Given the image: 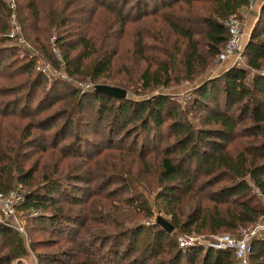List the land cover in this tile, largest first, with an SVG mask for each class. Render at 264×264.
<instances>
[{
    "label": "trees",
    "instance_id": "trees-1",
    "mask_svg": "<svg viewBox=\"0 0 264 264\" xmlns=\"http://www.w3.org/2000/svg\"><path fill=\"white\" fill-rule=\"evenodd\" d=\"M52 1L22 0L17 6L28 23L26 41L47 56L46 61L57 67L58 54L51 59L48 53L57 47L68 75L97 82L112 69L116 49L110 45L114 47L128 25H135L132 36L136 63H142V90L166 88L202 74L227 38L222 21L250 5V0H56L53 5ZM13 12L0 0V38L8 37ZM82 14L103 17L102 28L89 34L87 25L92 23L79 21ZM51 30L56 33L55 46L45 39L44 33ZM78 47L83 49L79 57L89 62L80 66L78 61L76 69L69 70L76 58L71 52ZM15 53L0 45V57L7 54L11 62H22ZM241 56L243 65L232 64L202 80L182 106L164 94L116 98L77 88L62 108L6 133L7 152L0 147V192L19 189L22 200L16 210L29 213L34 230L46 229L55 237L39 244L57 246L60 236L67 241L69 230L80 228L67 241L72 246H58L46 258L61 262L66 256L74 264H235L232 249L180 248L176 233L233 234L264 216V1ZM35 62L28 59L26 64L4 67L7 74H19L31 72ZM37 86L33 79L25 81L26 90L17 103L31 107ZM114 86L126 90L120 82ZM61 118L60 127L49 133ZM91 120L105 122L106 143L94 142L77 130L81 121ZM67 135L73 139L66 141ZM149 154L157 159L149 160ZM127 161L139 168L133 171ZM132 181L133 196L123 200L130 208L114 205L96 217L101 202L87 207L82 200L88 189L80 183L98 182L89 199L102 198L107 207L117 189L111 185L117 183L125 191ZM142 190L153 196L151 204ZM63 204L79 208L71 212ZM153 209L173 227L171 232L151 221ZM134 219L142 222L133 223ZM18 234L0 222V237L10 246L4 264L26 255ZM247 257L249 264H264V232L248 243Z\"/></svg>",
    "mask_w": 264,
    "mask_h": 264
},
{
    "label": "rangeland",
    "instance_id": "rangeland-1",
    "mask_svg": "<svg viewBox=\"0 0 264 264\" xmlns=\"http://www.w3.org/2000/svg\"><path fill=\"white\" fill-rule=\"evenodd\" d=\"M6 4L13 5L12 8H14L13 14L15 15V20H10L12 24L10 25V29L8 31V37H3L0 38V45H3L4 47L13 50L15 53L14 56H18V61L22 62H16L12 61L11 62V56H8L7 54L5 56L0 57V87H5V91H0V147H2V151L5 153L7 152L6 149H4L5 144L3 143L6 141V133L8 131H15L14 128H22L26 123L28 124L29 122L35 121L39 119H43L45 116L54 113L58 109L62 108L64 103L68 102L70 100L72 91L75 89H85V85H89L90 87L88 89H94L96 85H110L114 86L117 83H122V85L125 86L127 95L130 98L133 99H140L144 97H148L150 95L154 94H164V95H169L175 100H177L180 105L182 106V102L184 99H187L191 93V90L195 88L202 80L214 77L218 74H220L228 64L229 62H233L234 57L230 58L229 60H224L222 63H215L214 60L210 62V64L207 66L205 71L202 74L197 75L195 78H193L191 81H180L177 84H170L169 86L165 87H156V88H151V89H145L142 90L141 88V82L139 80V74H140V68L142 67V63L138 62L136 63L135 59V41L136 38L132 36V31L134 32L136 30L135 25H128V27L125 28L124 34H122L121 37H118V41L116 44L110 45V48H115V56L113 57V65L112 69L109 72V74L105 77H102L101 79L97 80V82H92L89 79H82L81 75L79 74H73V75H68L64 69L63 66V60L60 55V51L57 49L51 51V48L49 50V54H51V59L52 57L55 58L57 56V67L52 65L50 62L46 61L48 60L47 56H45L42 52H40L38 49L35 50L32 45L29 43V41L25 39L23 34H26L28 37V34L30 33L29 30H27L26 25L28 26V23L23 20L25 18L24 15L18 14L17 11V6L21 4L22 0H4ZM56 3V0L52 1V5ZM249 7V6H248ZM247 8V7H246ZM17 12V13H16ZM252 11H246L245 13H238L237 17L242 21V32H241V37H240V55L238 59L236 60L238 64L235 65H243V59H242V50L249 38L250 30L252 28V25L254 24L255 18L253 17L249 18L250 15H247L251 13ZM12 15V14H11ZM83 18V20L91 21L92 24L87 25L89 34H91V31L97 32L99 31L104 22V18H95V16L91 19L90 16L88 15H81L79 17V21ZM78 21V22H79ZM10 22V23H11ZM9 23V21H8ZM1 24V23H0ZM79 24H81L79 22ZM88 24V23H87ZM83 26H86L83 25ZM31 27V23H30ZM12 30L15 31L14 36L11 37ZM45 39L48 40L49 43L52 42L54 45L55 41V32L50 33H44ZM3 36V35H0ZM12 39V40H11ZM3 42V43H2ZM32 43V42H31ZM33 44V43H32ZM44 44V43H41ZM34 45V44H33ZM45 45V44H44ZM55 46V45H54ZM37 47V46H36ZM38 48V47H37ZM81 50H83L81 47H78L76 50H73L71 52V55L76 56L75 62H74V67L69 68V70L76 69V64L79 61L80 66L82 64L85 65L89 62V60H85L82 57H79L81 55ZM39 52V53H38ZM51 52V53H50ZM28 59H32L33 61H36L34 64V68H32L31 72H24V73H11L7 74L9 70L5 68L4 66H7V64H11L13 67L19 66L21 63H25L28 61ZM23 63V64H24ZM51 66V71H53L52 76H47L43 72L41 73L38 71L36 68L37 66ZM229 67V66H228ZM81 68V67H80ZM5 73V74H2ZM38 73L42 74L46 79L42 78L41 76L38 75ZM30 79H33L37 86V93L34 95V98L31 102V107L28 105V102H25L23 104H18L17 103V98L25 92L26 87H23V84L25 81H29ZM46 95V97H44ZM43 97L45 99H43ZM56 98H58L57 101H54ZM14 101V102H13ZM37 101L41 102V108L35 113L34 112V107L37 104ZM17 103V104H16ZM27 103V104H26ZM50 103H53L51 107L45 109ZM39 106V105H38ZM15 107V108H14ZM42 108H44L42 110ZM29 110L30 114L27 113L26 111ZM33 110V113L31 112ZM29 114V115H28ZM26 115V116H23ZM63 122V118L59 119L57 124L52 128L50 132L54 131L55 129L59 128L60 125ZM82 123L81 127L78 128L77 130L81 133H83V136H86L88 139L93 140L94 142H104L106 143L105 138H107V133L105 130V122H97V121H89L88 123L86 121H81ZM84 124H89L90 126L85 127ZM3 138V141L1 140ZM73 139L72 135H67L65 140L70 141ZM84 150L88 151L89 154H94L91 152L92 149H89V147H86ZM107 154V153H105ZM0 155L2 153L0 152ZM38 155H34L35 159L37 158ZM149 157V160H152V158H156L157 156L154 154H149L147 155ZM146 157V158H147ZM4 158V157H3ZM98 159V157L96 158ZM131 161V160H130ZM127 161L125 162L126 164L130 165L133 171H136L139 166L133 161L130 162ZM74 161H69L70 163H73ZM26 166H29L26 165ZM103 167L100 169H97L101 171ZM119 177H115L114 179L116 180L117 183H122L118 182ZM98 182L92 183L91 185H85L83 183H80L79 185L82 184V186H86L88 189V193L84 199H82L87 207H90L93 203L96 201H100L99 203L100 206L97 207L96 212L94 215L96 217L102 216L107 208L110 209V207L116 205L117 207H121L123 209L130 208L127 205L124 204L125 201H123L125 198H129L130 196H133V181L130 183L128 190H124V187H121L119 185L116 186V184L111 185L113 188L116 187L117 189L115 190L112 195L108 197V205L107 207L103 206L102 204H105L106 200L102 198H95L89 197L92 195V193L95 191L96 184ZM134 182L135 187L139 189L138 183ZM154 188V185H152ZM132 189V190H131ZM24 191V188L22 189ZM141 193L145 197L148 203H152L153 196L147 191L142 190ZM86 198V199H85ZM119 198L122 202H119ZM66 208L67 211H76L79 207L75 205H65L63 204ZM154 217L156 215H159L162 217L160 213H157L154 209ZM18 216L15 218L14 221H16L17 224L22 225L24 228V233L20 234L22 235V243L24 247L26 248V255L21 257V258H16L14 259L10 264H74V259L71 260L70 257L65 258H58L61 262H53L50 259L46 258L44 255L47 254L48 252L52 250H57L58 246L59 248H66L67 246L71 245V243H68V239L73 237L76 233H74L77 229L80 230L79 227L75 226V231L70 229L68 236H67V241H66V236H60L59 238V244L53 245L52 247H47L45 245L39 244L40 241L45 240L49 237H54L50 236L49 233L46 231V229H36L34 230V225L32 224L29 213L24 212L22 210L17 209ZM124 216H127V213H124ZM154 217L151 219V221H154ZM30 220V221H29ZM142 220L139 219H134L133 223L139 222ZM259 222H264V216L260 218ZM146 223V222H145ZM15 223H8V226H11L14 230ZM77 228V229H76ZM239 229V228H238ZM237 229V230H238ZM240 229H245V228H240ZM82 230V229H81ZM17 231V230H16ZM71 233H73L71 235ZM70 234V235H69ZM234 234V233H233ZM18 234V236L20 237ZM180 234L176 233V236ZM205 236V235H203ZM55 238V237H54ZM32 244L35 245V249L32 248ZM8 250H10V246L7 240L4 238L0 237V264H4L5 260H3L8 254ZM41 256V260L38 261L40 258L38 257L39 255ZM43 255V256H42Z\"/></svg>",
    "mask_w": 264,
    "mask_h": 264
},
{
    "label": "built area",
    "instance_id": "built-area-1",
    "mask_svg": "<svg viewBox=\"0 0 264 264\" xmlns=\"http://www.w3.org/2000/svg\"><path fill=\"white\" fill-rule=\"evenodd\" d=\"M13 7V5H11ZM12 20H15V15L12 14ZM222 24L226 27L227 38L219 55L214 59L215 63H221L227 58L234 57L233 64H238L236 61L240 55V37L242 32V21L234 14L227 16ZM15 31L12 30L11 37ZM41 73L47 76H52L51 66H40L36 68ZM81 88L82 91L89 90V85ZM22 194L19 189L0 192V222L8 225L13 224L15 229L20 233H24L22 225L17 224L15 218L18 216L16 205L21 202ZM264 232V222H256L246 229H238L234 234L220 233L215 235H178L176 237L177 244L180 248H185L191 245H204L214 249H232L234 254L235 264H249L247 257L248 243L253 238L259 237Z\"/></svg>",
    "mask_w": 264,
    "mask_h": 264
},
{
    "label": "water",
    "instance_id": "water-1",
    "mask_svg": "<svg viewBox=\"0 0 264 264\" xmlns=\"http://www.w3.org/2000/svg\"><path fill=\"white\" fill-rule=\"evenodd\" d=\"M94 91L101 92L116 98H125L126 97V90L116 87V86H110V85H96L94 88ZM155 224L159 225L163 230L166 232H171L173 227L167 222L164 218H162L159 215H156L154 217Z\"/></svg>",
    "mask_w": 264,
    "mask_h": 264
},
{
    "label": "crops",
    "instance_id": "crops-1",
    "mask_svg": "<svg viewBox=\"0 0 264 264\" xmlns=\"http://www.w3.org/2000/svg\"><path fill=\"white\" fill-rule=\"evenodd\" d=\"M264 0H250V5H249V7H247V8H241L240 10H239V12L238 13H245L246 11H252L251 13H249V14H247V15H250V17H248L249 18V20H250V18H252L253 19V17L255 18V15H256V13H257V11H258V8H259V6H260V4L263 2ZM230 58H227L226 60H229ZM224 61V60H223ZM222 61V62H223ZM221 62V63H222ZM230 64H228V66H230V65H232L233 64V62L231 61V62H229ZM227 66V67H228ZM226 67V68H227Z\"/></svg>",
    "mask_w": 264,
    "mask_h": 264
}]
</instances>
